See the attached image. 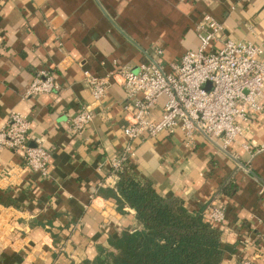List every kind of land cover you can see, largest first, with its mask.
Returning <instances> with one entry per match:
<instances>
[{
	"label": "crops",
	"instance_id": "1",
	"mask_svg": "<svg viewBox=\"0 0 264 264\" xmlns=\"http://www.w3.org/2000/svg\"><path fill=\"white\" fill-rule=\"evenodd\" d=\"M206 15L224 27L216 49L227 39L264 49V0H0V130L19 112L31 123V144L41 139L51 153L43 176L26 168L21 153L0 149V264H81L140 229L133 209L120 212L99 193L116 188L111 162L127 146L138 177L161 196L180 198L205 218L225 210L222 264H264V113L226 151L201 133L190 144L182 131L129 140L123 87L113 83L95 103L84 82L85 71L137 73L151 58L169 69L199 48L196 29ZM42 70L59 90L24 99ZM83 105L95 118L76 134L71 119Z\"/></svg>",
	"mask_w": 264,
	"mask_h": 264
},
{
	"label": "built area",
	"instance_id": "2",
	"mask_svg": "<svg viewBox=\"0 0 264 264\" xmlns=\"http://www.w3.org/2000/svg\"><path fill=\"white\" fill-rule=\"evenodd\" d=\"M223 30L221 22L206 15L196 29L199 48L187 52L180 62L171 63L169 69L158 58H151L137 73L121 68L98 77L85 71L84 82L95 103L106 97L113 83L123 87L128 101L125 106L128 123L123 133L129 140L182 131L190 144L194 135L201 133L212 142H220V148L226 151L250 133L251 119L264 113V49L251 42L230 39L223 40L222 47L216 49ZM59 88L54 75L42 70L26 90L24 99ZM162 97L166 101L161 116L156 119L154 109ZM94 118L95 112L90 106L80 107L71 119L74 133L81 134ZM30 130V121L23 114L12 112L0 130V149L21 153L27 169L46 176L51 153L41 139L35 141V146L31 144ZM130 152L127 146L112 160L113 174L122 170ZM259 194L264 196V184ZM206 216L213 224L221 225L225 221V210L214 208ZM260 223L264 232V219ZM240 264L255 262L247 259Z\"/></svg>",
	"mask_w": 264,
	"mask_h": 264
},
{
	"label": "trees",
	"instance_id": "3",
	"mask_svg": "<svg viewBox=\"0 0 264 264\" xmlns=\"http://www.w3.org/2000/svg\"><path fill=\"white\" fill-rule=\"evenodd\" d=\"M115 189H101L100 195L115 200L123 212H136L140 229L126 230L99 248L93 260L81 264H222L225 251L222 230L206 219L202 211L186 208L182 199L161 196L151 181L141 180L129 159L124 162Z\"/></svg>",
	"mask_w": 264,
	"mask_h": 264
},
{
	"label": "water",
	"instance_id": "4",
	"mask_svg": "<svg viewBox=\"0 0 264 264\" xmlns=\"http://www.w3.org/2000/svg\"><path fill=\"white\" fill-rule=\"evenodd\" d=\"M207 88H210V84L207 85ZM33 146H35V145H33Z\"/></svg>",
	"mask_w": 264,
	"mask_h": 264
}]
</instances>
